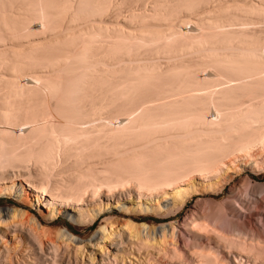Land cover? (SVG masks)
<instances>
[{
	"label": "bare ground",
	"instance_id": "bare-ground-1",
	"mask_svg": "<svg viewBox=\"0 0 264 264\" xmlns=\"http://www.w3.org/2000/svg\"><path fill=\"white\" fill-rule=\"evenodd\" d=\"M152 1L151 8L128 17L140 22L139 32L97 26L16 55L41 69L64 67L55 76L27 77L14 63L17 78L8 83L10 93L0 94V195L19 196L42 208L48 220L62 215L75 226L117 208L128 219L104 218L89 241L97 252L88 255L91 245L67 228H58L56 243L47 238L53 234L47 226L23 220L22 209L1 210L11 216L1 222L0 238L12 237L16 248L3 246L0 264H264V190L246 213L237 193L243 188L252 197L251 181L242 177L247 171L264 174V0L207 12L197 21L177 19L217 0ZM88 2L99 16L113 3L28 0L23 14L0 17V26L39 36L67 16L81 21L68 13L75 3ZM77 39L80 53L48 57L47 49L67 50ZM95 51L119 62L134 56L150 61L98 69L84 62ZM191 54L192 63L151 62L158 55ZM7 63L1 53L0 66ZM75 67L84 74L85 92L79 95L67 87ZM43 95L50 99L48 114L35 103L25 111L16 107ZM28 165L36 175L25 171ZM224 185L229 186L224 201L199 199L169 229L158 226L156 232L132 220L140 213L166 218L194 196ZM150 228L158 238L150 236Z\"/></svg>",
	"mask_w": 264,
	"mask_h": 264
},
{
	"label": "rangeland",
	"instance_id": "rangeland-1",
	"mask_svg": "<svg viewBox=\"0 0 264 264\" xmlns=\"http://www.w3.org/2000/svg\"><path fill=\"white\" fill-rule=\"evenodd\" d=\"M112 1H113L112 7L108 11H106L104 14H102L101 16L96 15L95 12L93 11L92 2H88L84 4L83 6H80L78 3H75L71 7V10L68 14H71L72 16L76 14L80 15L81 21L74 23L72 21V18L70 16H67L66 18L62 19L61 22L57 23L56 26H54L48 31H45L39 36L25 37L24 35L19 34L18 32H14V31L9 30L6 27L0 26V54L4 53L6 55V59H8V63L6 65L0 66V94L3 95V94L10 93L11 85L8 83L12 82L13 80L17 78V73L14 72V70L16 69L14 65L15 62H17L18 64L22 66V68L24 69L22 73H25L27 77L33 76V75L55 76L59 73L56 70L63 65V64H60L59 66H56L55 68L47 67L46 69H41L33 65L23 64V62H19L18 60H16V55H18L19 58H21L20 54L29 53L32 48L40 50L43 47H50L49 45H51L52 43L56 41H65L66 39L75 38L80 32H83V31L86 32L90 30L92 27H97V26L126 28L127 30H131L134 33L139 32L142 29V25L140 24V22L139 23L129 22L128 17L145 11L146 6L147 5L151 6L153 1L152 0H112ZM259 2L260 0L259 1L258 0H217V2H212L211 4L195 12L194 14L179 16L177 20L182 21V20L191 19V20L197 21V20H201V18L202 19L205 18L207 12H211V13L215 12L216 14L222 8H226L227 6L229 7L230 5L240 6V4H243V5L252 4V3L259 4ZM27 5H28V0H0V17H5V18L10 19L12 16H15V15L19 16V14H23V11ZM149 6H147L146 10L148 8H151ZM204 15L205 17H203ZM259 21L260 19H256V20L254 19V22L259 23ZM259 24H262V23L260 22ZM260 26H263V25H260ZM163 27L164 25L161 27L152 26L151 28L153 30H156V29L159 30ZM80 46H81L80 40L77 39L68 45L67 50H65L64 48H59L56 50L49 48L47 49L46 53H50L48 57H51V58H55V57L63 58L66 56H70L71 54H72L71 56L73 57L74 54L80 53L79 52L81 49ZM35 47H41V48H35ZM38 50H35V51H38ZM78 57L84 61V58L82 56H78ZM195 57L196 55L191 54V56L190 55L189 56H179V57H174L170 59V58H167L166 56L158 55V56H155L151 60V62H156L162 66L167 65L169 62L181 63V62H189L191 60V63H192L193 61H196ZM149 61L150 60H147L144 58L141 59L139 57L134 56L132 57L131 61L125 60L123 62H119V59L111 58L110 56H107L106 52L95 51V56L94 57L90 56L89 58L86 57L84 62H88V65H90L93 68L96 67L98 69H101L104 67H109L111 69H116V68L124 67L130 64L137 65L140 63H148ZM75 68L76 69H73V71L76 77L74 81L72 80L73 82L67 83V87H69L68 88L69 91L72 92L74 95H79L85 92L83 87H81V80L84 77V74L82 70H80L77 67ZM63 81L66 82V79H63ZM49 101H50L49 97L43 95L36 102H32V103L28 101V99H25L24 103L16 104V107L18 106L21 110L25 111L27 109L29 110L32 107V105L35 103L36 106L37 105H39V107L41 106L40 111L43 112V114H48L49 110L47 109L46 103H48ZM42 102H45V103L42 104ZM2 105L0 104V108L2 107ZM52 117L54 119H57V115H55L54 113ZM31 167H32L31 165H28L26 169L27 168L30 169L31 170V171L29 170L30 173L34 170L33 174H35L36 173L35 168L34 167L31 168ZM28 169L25 171L27 172ZM17 170L18 169H16L14 172H16ZM21 170H20V173L21 172L26 173L24 170L22 171ZM33 174L31 176H33ZM247 175L251 181L249 183V189L252 194V197L246 198L243 195L244 194L243 188L237 191V193L242 196L241 198L243 199V201L241 202V205H242L241 209L242 210L244 209L245 213L256 208V205L253 204L252 201L255 199L261 198L262 189L264 190V174L256 175V174H253L251 171H247L245 174L242 175V177H247ZM36 177H34L33 179L36 180ZM22 182L23 181L18 180L15 183L20 184ZM221 189L222 190H218L219 193L215 191L214 192L215 194L210 193L209 195H205V196H194L192 199L189 200L186 207L176 212V214H172V215L170 214L166 218H164L161 215L159 216L155 214L146 215V214L140 213V214L135 215L132 218V220H134L137 223H145L149 227L151 228L153 227L152 229L156 227L155 229L156 232H158L160 229L158 226L160 227L164 226L166 229H169L168 223H171V222L177 223L178 221L182 220L185 216L186 211L195 208L196 205L198 204L197 202L200 201L201 199L202 200L205 199L203 200V202L205 203H208L207 200L209 201V199L210 201L214 203L224 201L227 195L229 194V186L224 185ZM15 208L18 210L22 209L21 211L25 212V216H23L22 219L23 220L26 219V221L28 222L30 226H32L33 223L39 224V222L42 226L44 227L47 226L46 228L51 230L50 232H53L54 234L53 235L51 233L53 236L50 234V236H48L47 238L54 240L56 243L60 242L58 238V233H57L58 228L60 227H65L68 230L72 231L75 235L82 237L86 241L85 243H88L91 245V247L88 246L85 248L88 255H90L91 253L95 254L97 252V247H95L94 244L89 243V241L91 240L92 236L95 235V231L99 228V226L101 225L100 222L104 218L110 219L109 217H111V219H114L116 217L117 219H120L121 217V219L123 218L128 219V217H124L122 213L120 212V210L117 208L112 211H105L104 213H101L98 219L95 220L93 223L91 222L83 226H75L62 215H59L53 221L48 220L45 216L44 211H42V208L40 209V207L36 205L28 204L27 201L21 199L19 196L16 197V196L0 195V211L8 210V209L16 210ZM10 216H11V213L9 214L7 213L6 215V213L0 212V224L1 222H7L8 219L10 220ZM102 224L105 225L106 222ZM257 224L262 227L261 222H258ZM151 228H150L151 230L150 236L152 237L156 236L155 238H158L159 233H157L158 235H155V233H153L154 230H152ZM146 231L147 230L145 229V232ZM0 233L4 235L5 230L0 228ZM5 238L4 239L0 238V246H1L0 249L2 251L4 250L3 246L8 245L7 247H11V245L16 244L13 241L14 239L12 237L5 236ZM45 239L46 238H44V240ZM11 243H14V244H11ZM92 243H95V242H92ZM14 248H16L15 245L11 247L12 250ZM86 261L87 260H85L83 264H87L88 262L86 263Z\"/></svg>",
	"mask_w": 264,
	"mask_h": 264
}]
</instances>
